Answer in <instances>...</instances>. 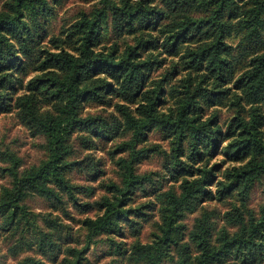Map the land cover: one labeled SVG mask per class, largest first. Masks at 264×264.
Returning <instances> with one entry per match:
<instances>
[{"label": "trees", "instance_id": "16d2710c", "mask_svg": "<svg viewBox=\"0 0 264 264\" xmlns=\"http://www.w3.org/2000/svg\"><path fill=\"white\" fill-rule=\"evenodd\" d=\"M93 1L98 5L49 44L40 43L53 13L49 0H5L0 9V107L10 109L14 99L19 118L48 145L38 164L21 170L12 154V166L3 168L11 181L0 187V232L15 234L36 214L25 203L29 194L62 205L68 197L100 210L82 219L89 243L105 234L113 248L144 264H264V206L258 213L246 208L257 182L264 184V0ZM108 34L114 40L102 44ZM238 53L245 62L234 71ZM88 100L115 111L85 114ZM220 103L233 111L224 124L217 111H206ZM153 129L170 136L165 175L178 186L134 204L153 181L136 166L139 154L157 149L139 146ZM77 130L89 135L88 145L111 142L120 168V181L103 183L106 193L94 202L81 200L67 176L84 162L71 158ZM100 166L98 159L91 173ZM230 197L239 202L223 212L222 227L208 209L191 226L184 221L198 205ZM156 207L158 230L142 241L140 219ZM127 225L136 235L131 243L118 240ZM37 238L48 260L33 264L57 262L50 255L60 242L49 232ZM89 243L71 246L61 264H82Z\"/></svg>", "mask_w": 264, "mask_h": 264}, {"label": "rangeland", "instance_id": "374dc122", "mask_svg": "<svg viewBox=\"0 0 264 264\" xmlns=\"http://www.w3.org/2000/svg\"><path fill=\"white\" fill-rule=\"evenodd\" d=\"M5 0H0V9L3 8ZM53 7V13L42 24L45 36H42L41 44H49L51 35H61V31L73 23L81 11H90L96 7L98 3L93 0H49ZM112 34V33H110ZM106 37L101 42L110 43L114 40L113 35ZM66 34L62 33V36ZM66 38V37H64ZM235 44L238 37L229 38ZM245 59L239 53L234 61V71H237L243 64ZM167 64L159 66L156 69L162 70L164 66L170 65L172 59H168ZM29 66V76L33 73ZM159 72V71H158ZM28 80L27 75L24 77ZM21 91V90H20ZM11 108L6 109L0 107V187L9 184L11 176L4 167L12 166L13 154L19 169H24L33 164H38L48 155V145L46 137L43 134H33L28 126L19 118L14 106V99L10 101ZM48 107L47 104L43 108ZM115 111L114 104H100L94 100L86 101L82 106L83 113H102L109 115ZM207 114L217 111L220 115V121L224 124L232 115L233 111L229 105L220 103V106L207 107ZM86 131L77 130L71 137L74 152L71 158L74 160H84V162L67 172V176L71 182L77 186V192L81 200L94 202L99 199L106 189L103 183L112 181H120V168L115 162L114 157L109 153L111 142L105 140L94 139V145H88L85 139L89 140ZM123 138H130L129 133H124ZM155 146L157 149L150 153H141L138 156L137 170L140 172H148L152 174L153 181L148 183L147 188L138 190L134 204L148 202L155 199L158 189H164L171 186H178V182L166 178V160L167 152L170 146V136L162 129H153L148 133L146 140L141 141L139 146ZM119 156V155H118ZM117 158V157H116ZM100 160L101 166L98 168V174L91 173V167L96 160ZM94 187V190H90ZM68 198V197H67ZM64 205L61 203H53L48 198L38 195L29 194L25 203L36 214L30 215L29 219L23 223L15 234L0 232V264H20L24 259H28V264H33L32 258L44 260L47 256L40 249L38 236L41 237L43 232H49L60 242L57 249L58 253L50 255L58 261L50 264H61L64 254L70 252V247L82 249L87 246L88 230L82 224V219L86 216H95L100 210L98 207H90L82 209L76 206L70 199H67ZM233 201H238L237 197H230L226 200H209L195 209L189 210L184 217V221L191 226L196 215L203 209H208L215 213V220L218 228L223 226L222 214ZM264 206V184L259 181L255 185L250 194L246 208L258 213L260 208ZM139 238L142 241L151 240L153 233L158 230V224L161 221L158 207L154 209L147 217L140 219ZM126 236L122 239L124 242L131 243L136 238L127 225ZM36 238L35 241L33 239ZM110 237L102 234L93 239L85 249L84 260L82 264H144L141 261L130 257L128 253L119 252V249L113 248ZM48 255V254H47ZM48 260V259H47ZM165 264H173L172 260H166Z\"/></svg>", "mask_w": 264, "mask_h": 264}]
</instances>
